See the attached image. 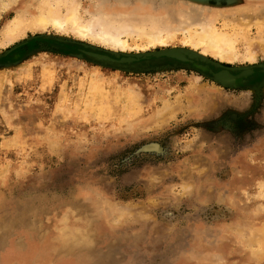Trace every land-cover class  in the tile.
<instances>
[{
	"label": "rangeland",
	"instance_id": "374dc122",
	"mask_svg": "<svg viewBox=\"0 0 264 264\" xmlns=\"http://www.w3.org/2000/svg\"><path fill=\"white\" fill-rule=\"evenodd\" d=\"M0 3V264H264V0ZM49 3L128 30L126 47L70 24L34 30ZM205 18L232 39L233 59L190 45L202 27H188ZM160 30L166 45L150 44ZM169 49L214 71L257 68L227 87L172 59L133 69L80 52Z\"/></svg>",
	"mask_w": 264,
	"mask_h": 264
},
{
	"label": "bare ground",
	"instance_id": "6f19581e",
	"mask_svg": "<svg viewBox=\"0 0 264 264\" xmlns=\"http://www.w3.org/2000/svg\"><path fill=\"white\" fill-rule=\"evenodd\" d=\"M15 4L16 3L14 1L12 6H15ZM78 6L79 4H75V6L72 5V9L68 10L67 15H57L56 12L51 9L50 3L45 4L46 8L42 7V14L39 12L40 14L34 17V20L31 21V26L34 30H38L44 28L48 24H52L59 30H66L67 26L70 24L72 25L74 31L82 37H98L97 39L114 49H124L126 47V41L122 39V36L130 34L128 30L120 29L121 27L114 23L109 24L108 22H103V20L101 21V18L95 14L94 16L92 15L93 17L90 22H83L79 16ZM24 22L23 16L21 15L11 21L4 33V39L9 43L13 42L18 34L21 33V29L24 28ZM192 22L193 25H190L187 31L189 29L191 30V27L195 26L202 27V30L190 32V45L192 44V46H195L196 48L201 47L204 55L210 54L217 58V60H231L235 57L232 52V39L226 35L218 33L211 20L205 18L202 21ZM169 34L170 33H168V35ZM145 35L147 36L150 44L160 43L166 45L165 43L169 38L168 36H163L162 30L150 32ZM249 57L253 58L251 53H249Z\"/></svg>",
	"mask_w": 264,
	"mask_h": 264
},
{
	"label": "water",
	"instance_id": "95a60500",
	"mask_svg": "<svg viewBox=\"0 0 264 264\" xmlns=\"http://www.w3.org/2000/svg\"><path fill=\"white\" fill-rule=\"evenodd\" d=\"M197 4H210L212 1L216 5H221L223 1L227 4L238 2V0H190ZM82 56H86L94 61L103 64L115 65L123 68H138V64L142 61H150L152 59H172L181 62L186 65H192L203 71H208L212 77L220 84L227 87H236L245 79L251 77L255 74V69L257 67H249L238 69L235 71L232 68L222 67L217 71L212 69L214 64L212 61L206 60L201 56H196L190 51H185L182 49H169L163 50L156 53L143 54V55H110L96 52L94 50H80ZM264 71V69H263ZM153 145L146 146L142 149L143 152H150L155 150ZM157 150H160L157 149Z\"/></svg>",
	"mask_w": 264,
	"mask_h": 264
}]
</instances>
